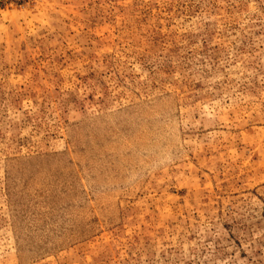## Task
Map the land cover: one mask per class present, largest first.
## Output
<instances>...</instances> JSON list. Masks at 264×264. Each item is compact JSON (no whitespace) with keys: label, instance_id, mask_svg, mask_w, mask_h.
I'll return each instance as SVG.
<instances>
[{"label":"rangeland","instance_id":"374dc122","mask_svg":"<svg viewBox=\"0 0 264 264\" xmlns=\"http://www.w3.org/2000/svg\"><path fill=\"white\" fill-rule=\"evenodd\" d=\"M0 264H264V0H0Z\"/></svg>","mask_w":264,"mask_h":264}]
</instances>
